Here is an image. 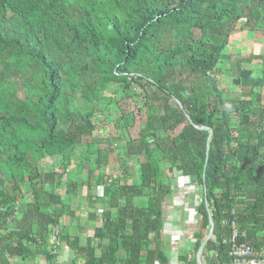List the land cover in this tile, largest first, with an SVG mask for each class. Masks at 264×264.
Listing matches in <instances>:
<instances>
[{
  "label": "trees",
  "instance_id": "trees-1",
  "mask_svg": "<svg viewBox=\"0 0 264 264\" xmlns=\"http://www.w3.org/2000/svg\"><path fill=\"white\" fill-rule=\"evenodd\" d=\"M245 31L264 32V0H0V264H59L52 240L74 264H169L177 177L201 189L184 264H198L210 219L203 264H229L223 220L264 247V56L231 62L237 98L215 77ZM128 99L143 104L140 134L119 147L117 177L95 176L122 139L109 126L134 127ZM94 186L102 225L82 242L69 224Z\"/></svg>",
  "mask_w": 264,
  "mask_h": 264
},
{
  "label": "rangeland",
  "instance_id": "rangeland-1",
  "mask_svg": "<svg viewBox=\"0 0 264 264\" xmlns=\"http://www.w3.org/2000/svg\"><path fill=\"white\" fill-rule=\"evenodd\" d=\"M239 29V26H238ZM229 53H230V59L224 60L219 68H220V75L215 76L218 80V83L220 84V89L223 92V97L227 100H231L233 98H237L239 95V88L232 85L230 80L233 78L230 68L232 67L231 62H240L243 57H245L248 54L253 55H263L264 56V32H240L238 33L232 41L229 43ZM247 67L253 69L255 71V75H259L258 70L260 66L258 65H248ZM263 67V66H262ZM257 72V73H256ZM20 97L23 98V93H20ZM120 108L125 114H132L133 121H134V127L130 131H126L123 127H121V130L115 129L114 125L111 124L108 128V134L112 138H122L119 142L114 143V148L118 149L117 152H113L110 154L109 158V165L103 169V171L96 170L95 176H98L100 174H104V176L107 178L108 176L117 177L120 173L119 171V163H121V158L117 156L118 152H121L122 149L119 147L124 146V140L128 139H137L140 130L142 127V124H144L145 118H144V108L143 104L141 103V100L136 103L135 100H125L120 103ZM116 110L118 108H115ZM140 109V110H139ZM139 110V111H138ZM121 113H119L120 115ZM117 115V112H114L112 110H107L105 113V116L107 117H113L115 118ZM179 132V130H178ZM107 134V135H108ZM111 139V138H110ZM117 145V146H116ZM120 145V146H119ZM84 145L80 147V149H84ZM79 157L78 155L76 156ZM78 161V160H76ZM138 160L134 159L130 165L129 170L130 172L135 173L131 182L136 183L139 179V165L137 164ZM58 161H55V165H58ZM94 163V162H93ZM93 163H91L88 168L94 167ZM137 169L136 171H134ZM87 175H82L80 179L86 181ZM105 178V180H106ZM175 182L178 185V188L173 191V194L166 200V207L167 211H172V214H168L167 216V224L165 227L171 228L174 232L177 231V228L172 227L173 221H180L183 219H180V216L178 213L180 212L179 209H182V216L185 217V225L186 231L183 232L181 236H177L175 239L180 241V245H185L186 238L193 234V230L196 229V220L194 219L195 211L197 209V206L201 199V189L197 184L191 183L189 179L187 178H180L177 177ZM79 195L81 199V205L80 209L82 211H85L86 214L81 217L85 218L87 217V212H89V209H93L98 214V217L102 214V208L103 207L100 203H98L95 199V197L102 196L103 195V188L102 186H94L91 191H89L86 187L80 188ZM26 197H29L27 195ZM101 218V217H100ZM171 218V219H170ZM86 219V218H85ZM195 220V221H194ZM91 224V223H90ZM100 225V224H99ZM90 226H93L91 224ZM180 225H178V228ZM192 229V230H189ZM180 231V230H179ZM178 232V231H177ZM181 232V231H180ZM179 233V232H178ZM172 234V233H170ZM86 235H91L86 233ZM185 243V244H184ZM66 248V247H65ZM32 264H37L32 262ZM41 264H44L41 262Z\"/></svg>",
  "mask_w": 264,
  "mask_h": 264
},
{
  "label": "crops",
  "instance_id": "crops-1",
  "mask_svg": "<svg viewBox=\"0 0 264 264\" xmlns=\"http://www.w3.org/2000/svg\"><path fill=\"white\" fill-rule=\"evenodd\" d=\"M98 197H102V196H98ZM103 209V207H101ZM96 214V220H93L91 217H89L90 214ZM172 211H168V214H172ZM84 214H86L85 211H82V209L80 210L79 213H77V218L75 221L70 222V230L71 232L75 235L77 234L81 239L82 242H85V240L87 238H92L94 237L95 234V230L100 227L102 225V218L98 217V214L96 213L95 210L93 209H89V212H87V217L83 218ZM196 214V211H195ZM81 215L83 217H81ZM102 215V214H101ZM181 215H182V209H181ZM195 216V215H194ZM171 219V218H170ZM180 219H183L176 221H173V225L172 227L177 228V231L179 232H174L171 228L165 227V230L167 231L168 236L170 237V240H167L166 242H164L163 244V248L165 250H167L169 252V264H184V262H182L180 260V256L182 254H189L190 252H192L194 250L195 247V243L196 240L192 237H187L186 238V244L185 245H180V241L178 242L177 239H175L178 235L181 236L183 234V232L186 231V228L184 227V219L185 217L181 216ZM195 219V218H194ZM195 221V220H194ZM93 224V226H90L91 224ZM195 224V222H193ZM100 224V225H99ZM178 225H180L178 228ZM181 232H180V231ZM192 230V229H189ZM194 232V230H193ZM86 233L91 234V235H86ZM172 233V234H170ZM165 236V235H164ZM59 241V240H58ZM56 240H52V243L58 245V254H59V259L58 262L59 264H74V252L72 250H70L68 247H66V245L62 242H58ZM59 243V244H58ZM93 244L95 245V247L97 248L96 251L98 254L101 253V248H98V242H95L93 240ZM66 247V248H65ZM152 247H156L155 243L152 245ZM73 252V253H72ZM201 264H203L201 262Z\"/></svg>",
  "mask_w": 264,
  "mask_h": 264
},
{
  "label": "built area",
  "instance_id": "built-area-1",
  "mask_svg": "<svg viewBox=\"0 0 264 264\" xmlns=\"http://www.w3.org/2000/svg\"><path fill=\"white\" fill-rule=\"evenodd\" d=\"M223 227H228L223 244L228 248L229 264H264V247H253L246 241L247 232L241 230L235 221L223 220Z\"/></svg>",
  "mask_w": 264,
  "mask_h": 264
},
{
  "label": "water",
  "instance_id": "water-1",
  "mask_svg": "<svg viewBox=\"0 0 264 264\" xmlns=\"http://www.w3.org/2000/svg\"><path fill=\"white\" fill-rule=\"evenodd\" d=\"M211 138H212V134H210L209 140H211ZM206 208L209 211V207H208L207 201H206ZM213 234H214V223H213L212 219H210V230H209V233H208L205 241L201 245V247H200V249L198 251V254H197V262H198V264H201V260H200L201 253H202L203 249L205 248V245L213 237Z\"/></svg>",
  "mask_w": 264,
  "mask_h": 264
}]
</instances>
